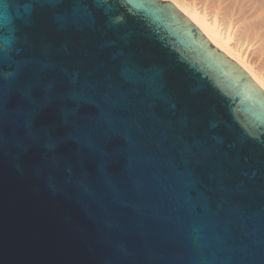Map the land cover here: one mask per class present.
<instances>
[{"label":"water","instance_id":"water-1","mask_svg":"<svg viewBox=\"0 0 264 264\" xmlns=\"http://www.w3.org/2000/svg\"><path fill=\"white\" fill-rule=\"evenodd\" d=\"M0 264H264V90L172 1L0 0Z\"/></svg>","mask_w":264,"mask_h":264},{"label":"bare ground","instance_id":"bare-ground-1","mask_svg":"<svg viewBox=\"0 0 264 264\" xmlns=\"http://www.w3.org/2000/svg\"><path fill=\"white\" fill-rule=\"evenodd\" d=\"M264 90V0H169Z\"/></svg>","mask_w":264,"mask_h":264},{"label":"snow or ice","instance_id":"snow-or-ice-1","mask_svg":"<svg viewBox=\"0 0 264 264\" xmlns=\"http://www.w3.org/2000/svg\"><path fill=\"white\" fill-rule=\"evenodd\" d=\"M82 86H83V87H87V85H82ZM38 114H39V113H37V115H38ZM42 133L45 134V135H49V134H50V130H48V129H43V130H42ZM49 147H50V148L54 147V144H50Z\"/></svg>","mask_w":264,"mask_h":264}]
</instances>
